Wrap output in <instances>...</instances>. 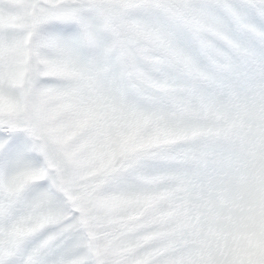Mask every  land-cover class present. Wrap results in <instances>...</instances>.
<instances>
[{"label":"snow or ice","instance_id":"1","mask_svg":"<svg viewBox=\"0 0 264 264\" xmlns=\"http://www.w3.org/2000/svg\"><path fill=\"white\" fill-rule=\"evenodd\" d=\"M0 264H264V0H0Z\"/></svg>","mask_w":264,"mask_h":264}]
</instances>
